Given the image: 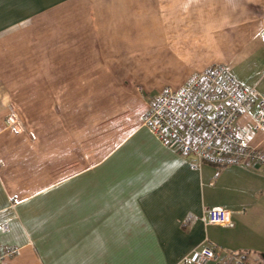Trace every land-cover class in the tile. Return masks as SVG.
<instances>
[{
	"label": "crops",
	"instance_id": "crops-1",
	"mask_svg": "<svg viewBox=\"0 0 264 264\" xmlns=\"http://www.w3.org/2000/svg\"><path fill=\"white\" fill-rule=\"evenodd\" d=\"M262 29L264 0H0V264H183L207 241L264 264V168L197 163L141 122L215 64L264 96ZM255 110L237 125L259 146Z\"/></svg>",
	"mask_w": 264,
	"mask_h": 264
},
{
	"label": "built area",
	"instance_id": "built-area-1",
	"mask_svg": "<svg viewBox=\"0 0 264 264\" xmlns=\"http://www.w3.org/2000/svg\"><path fill=\"white\" fill-rule=\"evenodd\" d=\"M260 38L264 44V29ZM253 105H256L253 127L264 133V96H259L254 87L242 85L226 65L215 64L192 73L176 88L164 87L153 93L141 122L162 144L181 155H192L197 163L208 162L217 167L250 164L264 168V145L249 144L237 125V119ZM6 122L17 123L12 112ZM207 213L210 224L233 225L226 208L210 207ZM195 219L189 213L184 224L189 226ZM12 252L11 248L3 252L0 249V261ZM224 256L207 241L193 249L186 262L214 264ZM227 259L233 264H244L234 255L229 254Z\"/></svg>",
	"mask_w": 264,
	"mask_h": 264
},
{
	"label": "trees",
	"instance_id": "trees-1",
	"mask_svg": "<svg viewBox=\"0 0 264 264\" xmlns=\"http://www.w3.org/2000/svg\"><path fill=\"white\" fill-rule=\"evenodd\" d=\"M246 256H247V255H241V259L243 260V263H244V264H248L247 261H246V262L244 261V260L246 259ZM259 257H260V255H259ZM247 258H248V257H247ZM260 259H261V257H260ZM183 264H189V263H187V262L184 261ZM214 264H230V263H229V260H228V259L226 260V259L223 257V258L220 260V262H218V263H214ZM231 264H233V263H231Z\"/></svg>",
	"mask_w": 264,
	"mask_h": 264
},
{
	"label": "water",
	"instance_id": "water-1",
	"mask_svg": "<svg viewBox=\"0 0 264 264\" xmlns=\"http://www.w3.org/2000/svg\"><path fill=\"white\" fill-rule=\"evenodd\" d=\"M260 257L264 261V252L260 253Z\"/></svg>",
	"mask_w": 264,
	"mask_h": 264
},
{
	"label": "rangeland",
	"instance_id": "rangeland-1",
	"mask_svg": "<svg viewBox=\"0 0 264 264\" xmlns=\"http://www.w3.org/2000/svg\"><path fill=\"white\" fill-rule=\"evenodd\" d=\"M10 115V114H9ZM231 261V259H229V263L231 264L232 262H230Z\"/></svg>",
	"mask_w": 264,
	"mask_h": 264
}]
</instances>
